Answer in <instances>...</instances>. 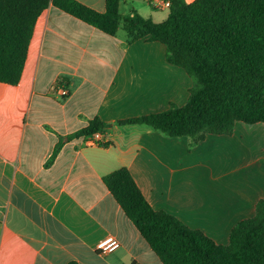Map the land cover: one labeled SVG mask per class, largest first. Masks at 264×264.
<instances>
[{
	"label": "crops",
	"instance_id": "1",
	"mask_svg": "<svg viewBox=\"0 0 264 264\" xmlns=\"http://www.w3.org/2000/svg\"><path fill=\"white\" fill-rule=\"evenodd\" d=\"M76 1L106 11V0ZM192 86L163 44L45 10L20 83H0V264H163L104 182L120 168L154 209L228 244L264 199V123L237 122L231 136L192 148L186 137L119 124L185 105ZM95 119L106 124L102 146L75 136ZM109 236L120 246L101 254Z\"/></svg>",
	"mask_w": 264,
	"mask_h": 264
},
{
	"label": "trees",
	"instance_id": "2",
	"mask_svg": "<svg viewBox=\"0 0 264 264\" xmlns=\"http://www.w3.org/2000/svg\"><path fill=\"white\" fill-rule=\"evenodd\" d=\"M124 1L106 0V11L99 13L76 0H0V83H20L37 21L54 6L107 35L124 30L130 42L163 44L167 62L192 78L185 105L171 103L163 112L120 125L186 137L192 148L208 135L231 136L237 122L264 123V0H164L170 7L162 22L137 11L122 14ZM105 126L95 119L75 136L88 137ZM104 182L163 264H264V199L223 245L154 209L127 168L106 175Z\"/></svg>",
	"mask_w": 264,
	"mask_h": 264
},
{
	"label": "built area",
	"instance_id": "3",
	"mask_svg": "<svg viewBox=\"0 0 264 264\" xmlns=\"http://www.w3.org/2000/svg\"><path fill=\"white\" fill-rule=\"evenodd\" d=\"M150 3L155 9L164 10V9H168L170 7V2H167L164 0H151ZM57 93L59 95H61L63 98H66L69 96V90L66 88H60L57 91ZM102 139H103L102 131H98L95 134L86 137L87 143L89 145L102 146L103 145ZM119 246H120V243L118 242V240L112 236H109V237L103 239L98 244L97 250L101 254H107L109 252L116 250Z\"/></svg>",
	"mask_w": 264,
	"mask_h": 264
},
{
	"label": "rangeland",
	"instance_id": "4",
	"mask_svg": "<svg viewBox=\"0 0 264 264\" xmlns=\"http://www.w3.org/2000/svg\"><path fill=\"white\" fill-rule=\"evenodd\" d=\"M188 1H191V0H188ZM133 8H136L139 13L141 15H145L146 17H148L150 15L151 12L154 13L155 17H157V19H165V17L167 16L168 14V9H164V10H155L149 2L147 1H144V0H129V1H126L124 3L121 4V8H120V11L122 14H129L130 11L133 9Z\"/></svg>",
	"mask_w": 264,
	"mask_h": 264
}]
</instances>
